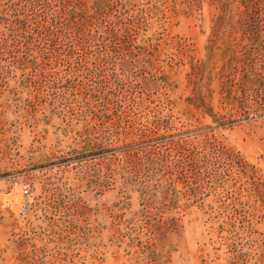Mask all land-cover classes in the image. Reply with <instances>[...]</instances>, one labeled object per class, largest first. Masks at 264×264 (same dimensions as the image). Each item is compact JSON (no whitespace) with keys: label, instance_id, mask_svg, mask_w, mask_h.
Returning a JSON list of instances; mask_svg holds the SVG:
<instances>
[{"label":"rangeland","instance_id":"1","mask_svg":"<svg viewBox=\"0 0 264 264\" xmlns=\"http://www.w3.org/2000/svg\"><path fill=\"white\" fill-rule=\"evenodd\" d=\"M162 1L133 0L132 11L147 9L142 32L167 77L144 94L141 120L161 119L162 149L193 131L221 142L255 171L258 191L225 162L214 166L224 181H179L165 193L156 178L133 184L114 172L106 144L87 145L96 141L80 109L59 97L64 88L40 73L35 86L27 46L10 39L12 17L0 12V264H264V121L215 122L198 107L193 66L213 44L216 11L209 0Z\"/></svg>","mask_w":264,"mask_h":264},{"label":"trees","instance_id":"2","mask_svg":"<svg viewBox=\"0 0 264 264\" xmlns=\"http://www.w3.org/2000/svg\"><path fill=\"white\" fill-rule=\"evenodd\" d=\"M209 1L216 11L215 39L205 62L193 66L202 76L197 105L215 122L226 117L264 121V0ZM185 3L200 6L203 0ZM0 7L12 17L10 39L27 46L24 59L33 67L35 86L40 73L49 88H64L59 97L80 109L88 139L96 141L87 145L106 144L100 150L111 155L114 172L122 170L133 184L140 176L156 178L157 191L165 193L179 181H224L214 166L225 162L240 168L243 182L258 191L262 182L255 171L249 173L243 158L221 142L193 131L194 140L171 141L173 146L162 149L161 138L168 136L160 132L161 119L141 120L144 94L167 78L158 75L157 45L142 32L147 9L132 11L133 0H5ZM215 92L224 111L212 104Z\"/></svg>","mask_w":264,"mask_h":264},{"label":"built area","instance_id":"3","mask_svg":"<svg viewBox=\"0 0 264 264\" xmlns=\"http://www.w3.org/2000/svg\"><path fill=\"white\" fill-rule=\"evenodd\" d=\"M25 192H28V189L25 188Z\"/></svg>","mask_w":264,"mask_h":264}]
</instances>
